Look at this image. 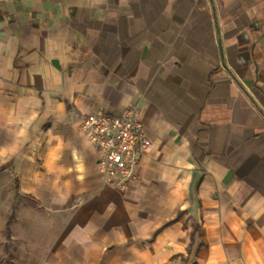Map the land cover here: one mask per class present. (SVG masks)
I'll return each instance as SVG.
<instances>
[{
    "label": "crops",
    "instance_id": "1",
    "mask_svg": "<svg viewBox=\"0 0 264 264\" xmlns=\"http://www.w3.org/2000/svg\"><path fill=\"white\" fill-rule=\"evenodd\" d=\"M128 106L121 190L79 119ZM0 264H264V0H0Z\"/></svg>",
    "mask_w": 264,
    "mask_h": 264
},
{
    "label": "built area",
    "instance_id": "2",
    "mask_svg": "<svg viewBox=\"0 0 264 264\" xmlns=\"http://www.w3.org/2000/svg\"><path fill=\"white\" fill-rule=\"evenodd\" d=\"M138 116L139 108L128 106L121 115L96 113L79 119L81 130L97 151L99 172L121 190L136 179L139 155L151 143Z\"/></svg>",
    "mask_w": 264,
    "mask_h": 264
},
{
    "label": "trees",
    "instance_id": "3",
    "mask_svg": "<svg viewBox=\"0 0 264 264\" xmlns=\"http://www.w3.org/2000/svg\"><path fill=\"white\" fill-rule=\"evenodd\" d=\"M9 224H10V221L7 224V234H8V230H9Z\"/></svg>",
    "mask_w": 264,
    "mask_h": 264
}]
</instances>
